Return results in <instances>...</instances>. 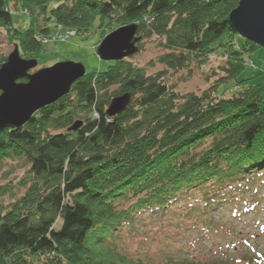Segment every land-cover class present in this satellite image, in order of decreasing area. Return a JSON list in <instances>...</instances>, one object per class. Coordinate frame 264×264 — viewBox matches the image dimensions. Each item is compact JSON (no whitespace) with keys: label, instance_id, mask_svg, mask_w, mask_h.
<instances>
[{"label":"trees","instance_id":"1","mask_svg":"<svg viewBox=\"0 0 264 264\" xmlns=\"http://www.w3.org/2000/svg\"><path fill=\"white\" fill-rule=\"evenodd\" d=\"M11 2L30 12L27 30L14 27ZM238 4L0 0V51L8 48L6 57L15 47L28 60L45 54L39 36H48L49 27H36V12L49 24L77 32L98 22L103 38L139 25L142 40H162L166 53L157 62L166 72H179L219 49L228 51L225 83L244 86L230 98L208 92L180 95L163 83L166 72L148 76L131 58L108 62L107 69L87 73L68 97L38 112L24 127L4 132L0 175L15 160L24 161L28 171L18 183H0V199L16 189L25 191L0 207V264H147L121 253L116 244L144 215L163 214L183 200L190 201V214L202 216L229 206L239 212L234 207L243 204H252L254 211L264 203V83L240 80L244 55L260 47L242 39L230 24ZM238 38L240 49L235 47ZM125 94L133 96L132 103L110 118L112 98ZM78 121L83 126L70 131ZM252 192L261 197L249 203ZM123 203L128 207L119 209ZM203 225L210 233L215 222ZM218 257L221 263L216 264H228L225 255ZM240 259L251 264V258Z\"/></svg>","mask_w":264,"mask_h":264},{"label":"rangeland","instance_id":"2","mask_svg":"<svg viewBox=\"0 0 264 264\" xmlns=\"http://www.w3.org/2000/svg\"><path fill=\"white\" fill-rule=\"evenodd\" d=\"M9 10L16 29L23 31L31 26L30 12L22 10L17 2H11ZM34 17L36 27L39 30L49 27V34L44 36L47 41H41V45L46 47V52L38 60V67L31 74L65 62L83 64L87 73L107 69L108 62L102 61L98 55V48L104 40V33L101 34L98 29L100 23L97 22L91 30L77 32L67 30L62 25L49 24L45 17L36 12ZM241 46L243 41L236 39L235 47L240 49ZM139 48L140 52L128 61L145 69L148 76L161 73L164 75L166 68L157 62V59L166 53L162 48V40L157 37L143 38ZM7 51L6 47L0 51V61H4ZM228 54V51L219 49L207 58L193 61L179 72L168 71L163 83L180 95H202L208 92L214 98H230L243 90L244 86L241 88L236 84L225 83L229 77L225 71L228 69ZM20 56L25 59L21 53ZM244 60L246 70L240 80H248V84L249 80L252 84L264 83V48H259L253 53L246 52ZM111 92L118 93L117 88H113ZM27 171L24 161H9L0 175V183H18ZM24 193V190L16 189L8 197L0 199V207L9 206L13 202L12 199L20 198ZM255 195L256 192L249 193L247 201L251 203L259 200L261 196ZM190 205V201L183 200L163 214H147L137 219L117 238L118 250L129 257L141 258L147 264H169V260L216 264L221 263L219 255H225L224 260L228 264H245L240 258H251V264H264V203L258 205L254 211L251 210L252 204H243L234 207L239 209V212L233 211V207L229 206L206 213L205 216H202V213L190 214L187 211ZM127 207L128 204L123 203L119 209ZM245 207H248L245 211H249L244 213ZM240 212L243 217L239 215ZM211 220L215 225L209 233L203 224ZM61 224L62 221H59L56 229H59Z\"/></svg>","mask_w":264,"mask_h":264},{"label":"water","instance_id":"3","mask_svg":"<svg viewBox=\"0 0 264 264\" xmlns=\"http://www.w3.org/2000/svg\"><path fill=\"white\" fill-rule=\"evenodd\" d=\"M238 7L230 15V24L244 40L264 48V0H238ZM139 25L121 27L104 38L98 48L104 62H122L140 52ZM38 60H25L18 47L0 66V136L6 131L20 129L46 107L70 95L73 86L87 74L80 63H58L33 74ZM132 95L114 98L108 109L110 118L127 111ZM83 122H76L70 131L76 132Z\"/></svg>","mask_w":264,"mask_h":264},{"label":"built area","instance_id":"4","mask_svg":"<svg viewBox=\"0 0 264 264\" xmlns=\"http://www.w3.org/2000/svg\"><path fill=\"white\" fill-rule=\"evenodd\" d=\"M41 41H47V40L46 38H44V36H39V42L41 43ZM44 44H46V42Z\"/></svg>","mask_w":264,"mask_h":264},{"label":"bare ground","instance_id":"5","mask_svg":"<svg viewBox=\"0 0 264 264\" xmlns=\"http://www.w3.org/2000/svg\"><path fill=\"white\" fill-rule=\"evenodd\" d=\"M65 97H68V95H67V96H65ZM65 97H64V98H65ZM116 97H118V96H116ZM116 97H115V98H116ZM62 99H63V98H62ZM112 100H113V99H112ZM132 101H133V96H132Z\"/></svg>","mask_w":264,"mask_h":264}]
</instances>
